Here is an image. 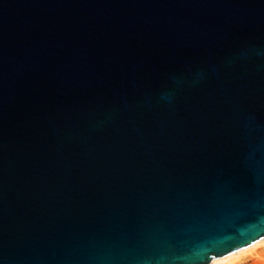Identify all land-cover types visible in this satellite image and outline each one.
Segmentation results:
<instances>
[{
    "label": "water",
    "instance_id": "obj_1",
    "mask_svg": "<svg viewBox=\"0 0 264 264\" xmlns=\"http://www.w3.org/2000/svg\"><path fill=\"white\" fill-rule=\"evenodd\" d=\"M262 236L264 0H0V264Z\"/></svg>",
    "mask_w": 264,
    "mask_h": 264
},
{
    "label": "rangeland",
    "instance_id": "obj_2",
    "mask_svg": "<svg viewBox=\"0 0 264 264\" xmlns=\"http://www.w3.org/2000/svg\"><path fill=\"white\" fill-rule=\"evenodd\" d=\"M260 249H261V252H260ZM260 252V253H258ZM244 254V256L242 255ZM254 254H261L262 255V258H264V240L258 244L256 247H253L250 249H248L247 251L245 252H242L241 254H238L237 256L231 258L230 260H227L225 262H223V264H236V263H239L247 258H249L250 256L254 255ZM240 258V259H239ZM214 264H222L221 262L219 263H214Z\"/></svg>",
    "mask_w": 264,
    "mask_h": 264
},
{
    "label": "bare ground",
    "instance_id": "obj_3",
    "mask_svg": "<svg viewBox=\"0 0 264 264\" xmlns=\"http://www.w3.org/2000/svg\"><path fill=\"white\" fill-rule=\"evenodd\" d=\"M264 240V236H262L261 238L257 239L256 241H254L253 243L243 247V248H240L228 255H225V256H222V257H216V258H213L210 262L206 263V264H214V263H219L221 262L223 264V262L227 261V260H230L231 258L237 256L238 254H241L242 252H245L247 251L248 249L251 250V248L253 247H256L258 244H260L262 241ZM244 256V254H242ZM234 259V258H233ZM240 259V258H239ZM227 264V263H226Z\"/></svg>",
    "mask_w": 264,
    "mask_h": 264
},
{
    "label": "crops",
    "instance_id": "obj_4",
    "mask_svg": "<svg viewBox=\"0 0 264 264\" xmlns=\"http://www.w3.org/2000/svg\"><path fill=\"white\" fill-rule=\"evenodd\" d=\"M260 252H261V249H260ZM258 252V253H260ZM236 264H264V258H262V255L261 254H254L252 256H250L249 258L239 262V263H236Z\"/></svg>",
    "mask_w": 264,
    "mask_h": 264
}]
</instances>
